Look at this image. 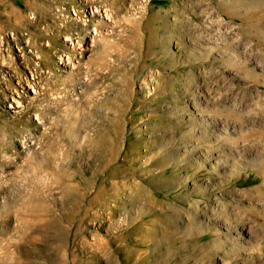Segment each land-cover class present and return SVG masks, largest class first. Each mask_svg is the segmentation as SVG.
Segmentation results:
<instances>
[{"label":"rangeland","instance_id":"1","mask_svg":"<svg viewBox=\"0 0 264 264\" xmlns=\"http://www.w3.org/2000/svg\"><path fill=\"white\" fill-rule=\"evenodd\" d=\"M127 3L0 32V264H264V0Z\"/></svg>","mask_w":264,"mask_h":264},{"label":"bare ground","instance_id":"2","mask_svg":"<svg viewBox=\"0 0 264 264\" xmlns=\"http://www.w3.org/2000/svg\"><path fill=\"white\" fill-rule=\"evenodd\" d=\"M66 1H71L72 3H74L76 15H86L87 17L92 16L87 20V23H85V21L84 23H82L81 21L78 23V26H74V29H76L78 32L77 34L80 39L79 41L83 42L84 38L88 37L87 31L88 29H90L91 25L95 26V30L97 32H101L102 28H104L103 26H105L106 22L104 21V16H102L103 11H108L107 17L115 19V23L118 24L119 22L117 18L119 16V13L126 11V5L128 4L127 2L130 1L134 4V1L136 0H90L87 3L85 0H83V2L85 1V6L80 0H56V3L62 2L64 4V8H61L59 10H56L54 4L43 6L41 3H36V14L34 12L33 16H31V20L29 21L26 18L23 10H20L16 13L11 12V15L6 14L5 17L0 20V32L4 33L10 28L12 29V33L16 34V32L22 26H24L25 23L29 22L30 25L34 26L37 32L29 38V42L31 45L37 46L39 40L43 37H49L51 40L56 41L62 32L66 33L71 29V21L65 20L66 17H64L63 14L67 10V8L65 7ZM152 1L153 0H150V2ZM88 7L92 8H90L92 10L90 11V13L87 12ZM146 15H148V13L144 12L142 14V17L140 18V21H138V23L136 24L129 25L127 22H122L121 25L124 28L125 32L130 31V34L132 35L139 33L141 26L145 23ZM75 23L77 22L74 20V24ZM167 26L168 23L164 22L162 29L166 28ZM125 37H127V35ZM92 42V46H100L99 40H97L96 36L93 37Z\"/></svg>","mask_w":264,"mask_h":264}]
</instances>
